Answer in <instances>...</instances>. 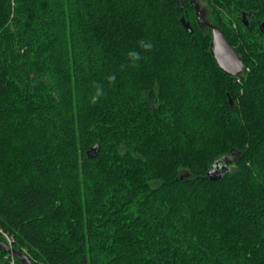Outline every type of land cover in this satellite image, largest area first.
Wrapping results in <instances>:
<instances>
[{"label": "trees", "instance_id": "16d2710c", "mask_svg": "<svg viewBox=\"0 0 264 264\" xmlns=\"http://www.w3.org/2000/svg\"><path fill=\"white\" fill-rule=\"evenodd\" d=\"M200 1L0 0V241L34 264H264V0Z\"/></svg>", "mask_w": 264, "mask_h": 264}, {"label": "water", "instance_id": "95a60500", "mask_svg": "<svg viewBox=\"0 0 264 264\" xmlns=\"http://www.w3.org/2000/svg\"><path fill=\"white\" fill-rule=\"evenodd\" d=\"M196 12L199 20H202L201 16L203 10L200 9V5L196 4ZM183 24L189 32H193L194 28L189 21L183 18ZM264 26V21L261 23ZM212 26V39H211V52L216 58L219 66L231 75H238L243 72L245 64L241 56L227 40L225 34L221 28L217 25ZM228 166L218 165L212 167L208 172L209 177L213 180L221 179L222 175L228 171ZM0 248L10 252L13 256L19 258L24 264H34L30 257L18 250L13 249L8 243L0 241Z\"/></svg>", "mask_w": 264, "mask_h": 264}, {"label": "rangeland", "instance_id": "374dc122", "mask_svg": "<svg viewBox=\"0 0 264 264\" xmlns=\"http://www.w3.org/2000/svg\"><path fill=\"white\" fill-rule=\"evenodd\" d=\"M201 7H206V1L205 0H201Z\"/></svg>", "mask_w": 264, "mask_h": 264}, {"label": "clouds", "instance_id": "9594fccd", "mask_svg": "<svg viewBox=\"0 0 264 264\" xmlns=\"http://www.w3.org/2000/svg\"><path fill=\"white\" fill-rule=\"evenodd\" d=\"M145 48H150L151 47V45L150 44H144L143 45ZM95 99V98H94Z\"/></svg>", "mask_w": 264, "mask_h": 264}, {"label": "built area", "instance_id": "2783aa9c", "mask_svg": "<svg viewBox=\"0 0 264 264\" xmlns=\"http://www.w3.org/2000/svg\"><path fill=\"white\" fill-rule=\"evenodd\" d=\"M12 264H15V262L13 261Z\"/></svg>", "mask_w": 264, "mask_h": 264}]
</instances>
